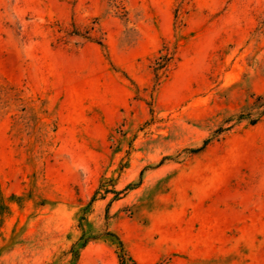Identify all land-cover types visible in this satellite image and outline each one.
<instances>
[{"label": "rangeland", "instance_id": "1", "mask_svg": "<svg viewBox=\"0 0 264 264\" xmlns=\"http://www.w3.org/2000/svg\"><path fill=\"white\" fill-rule=\"evenodd\" d=\"M257 96L264 0H0V264H264Z\"/></svg>", "mask_w": 264, "mask_h": 264}, {"label": "trees", "instance_id": "2", "mask_svg": "<svg viewBox=\"0 0 264 264\" xmlns=\"http://www.w3.org/2000/svg\"><path fill=\"white\" fill-rule=\"evenodd\" d=\"M115 2V0H113ZM114 7H118L115 5V3H113ZM182 6H179V9ZM178 10L176 11V16L175 18L178 17ZM100 44V43H98ZM173 60V54L172 53H168L167 49L165 51L164 54L160 55L156 60H154L153 63V67H152V72L155 76L156 79H158L160 77V75H163L164 73H166L168 66L171 64ZM253 110H257V112L255 113V118H250L252 113H242L236 116V121H241L243 119H247L250 125H254L256 124L263 116H264V99L262 97H255L254 101L252 103V105L249 108V111H253ZM232 119L228 118L224 121V123L226 122H230ZM225 129H223V127H219L216 131H214V133L212 134V137L210 139L204 140L203 144L200 148L195 149L193 151H190L192 153L198 152L199 150L203 149L210 140H212L213 138H215L217 135H219L220 133H222ZM117 194V193H114ZM92 200H94L92 198ZM106 236L112 237L114 239L117 240L119 247H120V251L121 254L119 255V264H128V262H130L131 264H136L134 261H132L130 258H128L126 256V254L123 251V247H122V243L121 241L112 233H106ZM84 246V243L83 245ZM71 255H72V261L73 263L77 260V252L71 250L70 251Z\"/></svg>", "mask_w": 264, "mask_h": 264}]
</instances>
